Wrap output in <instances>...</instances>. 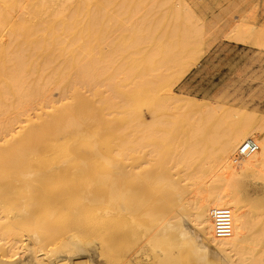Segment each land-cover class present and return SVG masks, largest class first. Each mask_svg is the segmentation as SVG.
<instances>
[{"label": "bare ground", "instance_id": "1", "mask_svg": "<svg viewBox=\"0 0 264 264\" xmlns=\"http://www.w3.org/2000/svg\"><path fill=\"white\" fill-rule=\"evenodd\" d=\"M247 1L0 0V264H264V114L174 91Z\"/></svg>", "mask_w": 264, "mask_h": 264}, {"label": "rangeland", "instance_id": "2", "mask_svg": "<svg viewBox=\"0 0 264 264\" xmlns=\"http://www.w3.org/2000/svg\"><path fill=\"white\" fill-rule=\"evenodd\" d=\"M206 1H208L209 5L218 12L219 9H217V7L219 4L226 5L228 1L233 2L234 0H216V2H214L215 0ZM242 6V8H244L242 10L244 16L242 20L244 22L251 23L252 20H250V15H253L256 24L264 27L263 0H250L244 2ZM248 17L250 18L248 19ZM216 35L217 37H215ZM223 35L224 34L221 32L216 33L210 40L212 42L209 41L207 44H204L202 59L196 66H194L184 80L174 88V91L179 95H185L201 100L203 99L204 101H210L213 103H222L238 109L241 108L247 111H255L257 114L259 113V115H263L264 48L259 47L253 41L251 43H245L246 45L233 42L229 37ZM207 45L208 48L209 45H211L209 49L206 47ZM139 71L140 70H138V72ZM130 91H127V93L129 92V94H131ZM142 112L145 114L146 118L149 117L145 107H142ZM110 124H103L104 126L100 131L102 132L104 130V132L107 133L110 131L109 129L115 130V128L119 127L118 124H116V126L114 122ZM100 159L101 158L98 160ZM250 183L252 185H250ZM239 186L240 189H242H239L242 195H246V197H249L251 200H256V198L260 200L261 197L262 199L264 198V196H262L264 195L262 194L264 193V190L261 189L262 184L254 185L251 181L248 182V180L244 181V179H241L239 180ZM263 200H261L262 202L260 203L264 208ZM176 235H174L175 239L177 237L176 240L171 238L173 239L171 241L170 239L171 244H169V248L167 247L168 251L171 249V246L179 250L178 245L180 244L175 242L178 240V236ZM175 243H178V247L175 246ZM183 248L181 247V251L186 249V247ZM176 249H173L175 251H172L171 249L173 253L168 252L170 258L168 264H184V262H187V264H201L199 261L195 263L196 259L190 263V261L185 260L189 257L187 250L185 252H177L180 254L178 255Z\"/></svg>", "mask_w": 264, "mask_h": 264}, {"label": "built area", "instance_id": "3", "mask_svg": "<svg viewBox=\"0 0 264 264\" xmlns=\"http://www.w3.org/2000/svg\"><path fill=\"white\" fill-rule=\"evenodd\" d=\"M256 149H257L256 144L251 141H248L241 147L240 154L241 155L253 154Z\"/></svg>", "mask_w": 264, "mask_h": 264}]
</instances>
